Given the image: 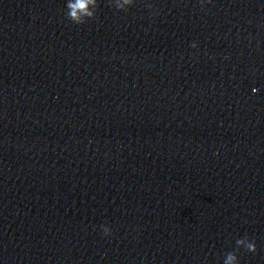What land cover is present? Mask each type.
I'll return each instance as SVG.
<instances>
[{
    "label": "clouds",
    "instance_id": "obj_1",
    "mask_svg": "<svg viewBox=\"0 0 264 264\" xmlns=\"http://www.w3.org/2000/svg\"><path fill=\"white\" fill-rule=\"evenodd\" d=\"M134 0H113V6L118 10H127L133 5ZM98 0H67L66 8L67 18L75 24H84L89 19H94L96 10L98 9ZM193 47L196 45L193 44ZM256 89H253L255 92ZM104 233L110 234V230L105 227ZM237 251L240 248L246 249L248 252L256 253L257 247L254 241L249 240L247 237L236 240ZM224 264H239V259L235 251L226 253Z\"/></svg>",
    "mask_w": 264,
    "mask_h": 264
}]
</instances>
